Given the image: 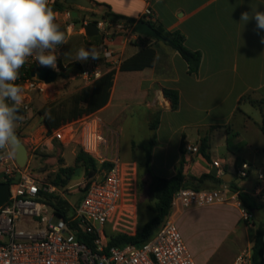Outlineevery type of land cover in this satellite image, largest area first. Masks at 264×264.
<instances>
[{
    "label": "crops",
    "instance_id": "obj_1",
    "mask_svg": "<svg viewBox=\"0 0 264 264\" xmlns=\"http://www.w3.org/2000/svg\"><path fill=\"white\" fill-rule=\"evenodd\" d=\"M55 1L67 2L53 0L52 3ZM90 1L94 5L91 12L100 16L97 21L104 20L102 16L107 11L139 19L149 7L153 15L151 22L168 32L180 31L185 36L186 47L202 54L198 73L190 74L186 61L164 41L150 40L146 38L147 36L137 33H120L116 34L111 42V47L116 52L117 63L112 65L101 59L103 74L111 70H115L116 74L107 105L94 113L100 115L110 111L114 115L116 127L121 130L120 138H127L130 141L131 153L132 142L138 137H142L148 147L154 139L149 162L152 175L171 179L176 176L177 168L182 161L187 176L201 177L212 174L215 168L211 161L203 155H196V152H189L188 147H199L205 137L209 138L211 146L212 135L209 133L214 127H226L229 133L228 141L233 137L236 144L246 143L252 147L237 130L234 120L243 102L251 104L252 96L258 99L264 96V43H261L264 30L257 29L254 18L242 24L241 14L243 12L251 14L252 6L264 12V0ZM72 11H77L89 22L96 21L88 15L81 14L79 9L70 10ZM56 13V22L64 27L67 21L65 12ZM102 13L104 14L101 15ZM66 37V42L74 40L75 45L95 47L102 52V44L97 43L100 37H87L83 29L68 30ZM87 42L91 45L87 46ZM147 44L157 53L154 66L142 71H120L122 62L137 54ZM79 48L70 54L64 52L63 47L59 49L58 62L69 77L78 75L91 60L90 58L85 62L86 66L80 61H75ZM75 67L78 71L74 70ZM164 89L176 90L179 93L180 104L177 110L172 109L170 100L164 95ZM154 117L157 118L155 129L152 128ZM53 147L47 150L50 151ZM263 150L264 145L257 148L256 153L263 154ZM215 160L219 159H213ZM243 162L249 163L253 169L252 174L255 173L257 176V182L253 185L246 183L250 176L239 179L237 185L246 198L243 204L247 209L248 206L251 208L259 206L260 209L254 210V214H257L255 221L264 223V179L259 178L261 173L264 175V159L261 163L241 160L240 164ZM226 174L230 173L225 170L224 175ZM0 177L1 183L4 178L1 173ZM216 177L222 179V176ZM222 185L207 184L206 189H216ZM216 207L233 208L237 212L236 219L233 223L224 221L223 232L219 236L217 246L208 255L202 254L203 257L198 258L187 238L186 225L197 219L194 214L197 211L213 210ZM176 220L196 264H231L246 245L251 248L255 234L253 221L249 225H244L239 209L231 205L198 207L185 212L178 210Z\"/></svg>",
    "mask_w": 264,
    "mask_h": 264
},
{
    "label": "built area",
    "instance_id": "obj_2",
    "mask_svg": "<svg viewBox=\"0 0 264 264\" xmlns=\"http://www.w3.org/2000/svg\"><path fill=\"white\" fill-rule=\"evenodd\" d=\"M52 2L49 0V5ZM152 16V10L148 7L139 20L148 22ZM65 17L66 31L75 29L71 12H65ZM84 23L88 24L89 21L84 19ZM96 23L98 37L102 40L101 58L91 59L80 72L90 84L98 79L97 71L99 78L103 75L102 58L112 65L117 63L116 52L111 47L113 37L120 33H135V25L130 27L124 21L104 19ZM105 52L109 53L107 58ZM36 67L42 66L29 58L19 70L16 83L24 89L21 106L24 111L28 110L29 93H43L47 85L37 77L29 76ZM54 71L60 76L64 73V67L57 61ZM120 136L121 130L110 128L97 113L67 121L48 133L44 143L47 149L53 147L54 142L63 146L76 145L99 167L98 171H94L95 176L88 177L83 185L81 201L77 204L67 202L65 205L67 217L58 216L45 199L46 195H54L57 191L54 185L46 183L39 173L30 171L28 166L21 168L15 158L0 152V173L10 185V196L0 207V264H196L177 224L178 210L185 212L198 207L231 205L239 209L243 221H253L254 213L244 206L240 192L226 183L222 188L199 191L182 188L173 196L169 218L147 242L110 248L111 237L137 232L114 231L113 215L117 212L123 191ZM198 150L199 147H188L191 153ZM105 164L110 166L101 169ZM212 166L217 169L218 176L224 175L225 170L219 160L213 161ZM236 172L240 179H246L253 169L249 163L243 162ZM259 178L264 179V175L261 173ZM78 234L93 236L95 248L82 242ZM231 264H253L251 248L243 251ZM261 264H264V247Z\"/></svg>",
    "mask_w": 264,
    "mask_h": 264
},
{
    "label": "rangeland",
    "instance_id": "obj_3",
    "mask_svg": "<svg viewBox=\"0 0 264 264\" xmlns=\"http://www.w3.org/2000/svg\"><path fill=\"white\" fill-rule=\"evenodd\" d=\"M71 6L75 10L79 9L81 14L88 15L96 21L100 19V16L92 13L90 9L76 5ZM98 9L103 10V8ZM83 32L85 33L84 30ZM97 43L102 44L101 38L97 40ZM86 45L90 46L91 44L87 42ZM79 46L82 47V45H75L74 40H71L61 47L64 48V52L70 54ZM81 64L86 66L85 62H81ZM75 69L77 70V67ZM80 72L72 77H69L67 73H63L55 83L45 85V92L29 93L28 110L25 111L24 117L18 122L16 130L21 140L26 144L30 154L27 164L29 170L40 171L41 178L46 183L52 184L57 188V191L54 192V196L57 199H54V201L61 200L65 205H67V202L77 204L81 201L83 195L82 187L87 182L88 176L82 162H76L77 154L80 151L76 145L63 146L58 142H54V147L50 151L44 146L48 137V130L44 125L40 111L44 107H55L60 104L66 105V107L69 106L72 96L90 84L81 76ZM262 97L258 99V97L254 98L252 96L254 100L250 97V100L255 101L256 105L246 101L243 102L234 120L237 130L252 147L247 146L246 143L236 144L232 136V140L228 141L229 133L226 127H214L209 133L210 136L212 135L211 146L208 151L210 159L205 158L211 161V164L213 159L218 158L224 170L234 176V185L236 186H238L237 183L240 179L236 168L239 167L241 160L248 162L259 161L261 163L264 159V150L263 154L256 153V149L264 145V104L262 103L264 96ZM100 117L110 128H117L114 115L110 111L100 114ZM156 120L157 118L154 117L152 128ZM235 122L233 123L235 124ZM120 145L123 163V191L117 212L113 215L114 231L117 233L138 231L146 222L153 218V209L157 203L149 188L151 170L146 163L148 145L143 142L142 137H138L136 141L132 142V153L129 148L130 141L127 138L121 137ZM196 155H203L200 149L196 152ZM70 167L75 169L72 178L67 180L66 184L56 185L54 181L60 170ZM0 180H2L1 177ZM3 182H6V178H3ZM256 182L257 176L255 173L251 174L246 181L247 184L251 185ZM224 184L219 188H222ZM226 184L230 187L229 183ZM194 214L197 219L186 225V235L191 242L193 253L198 258H201L214 250L219 236L222 235L224 221L233 223L237 212L230 207H216L213 210H199ZM250 223L248 222L246 225ZM247 249L248 246L246 245L243 251ZM202 254L204 255L202 256Z\"/></svg>",
    "mask_w": 264,
    "mask_h": 264
},
{
    "label": "trees",
    "instance_id": "obj_4",
    "mask_svg": "<svg viewBox=\"0 0 264 264\" xmlns=\"http://www.w3.org/2000/svg\"><path fill=\"white\" fill-rule=\"evenodd\" d=\"M55 12H65L74 9L67 2L55 1L49 5ZM103 19L108 21H124L130 27L134 26L139 19H133L116 15L110 12H105L102 16ZM148 23L157 31V33L164 39V42L176 50L181 57L188 64V72L190 74L198 73L200 68L202 54L198 51H192L185 45V36L180 31L168 32L162 27L157 26L155 23L148 21ZM150 40L159 41L151 37H146ZM157 57L156 50L149 44L143 46V48L134 56L124 60L120 66V71L131 72V71H142L147 68H152L155 64ZM115 70H111L103 74L100 78L94 80L88 86L83 87L78 93L74 94L70 100V105H58L55 107H44L40 114L43 116L44 125L46 126L48 133H52L55 129L60 127L63 123L77 119L85 114H91L99 111L105 107L110 99L111 90L114 85ZM31 77V74L29 73ZM164 95L171 102L172 109L177 110L180 104L179 93L176 90L164 89ZM264 104V100L262 101ZM252 105H256L255 101H251ZM263 110V109H262ZM25 114L24 109L20 108L19 115L23 117ZM156 125L153 126V129ZM228 132V130H227ZM154 145V139L151 140L150 145L146 151V163L149 166L151 159V151ZM200 152L204 157L210 159L208 151L210 149L209 138L205 137L200 143ZM76 162H82V165L86 171V175L89 176L91 172L98 171L99 167L97 163L83 153L81 150L77 154ZM110 165L105 164L101 167L108 168ZM75 172L74 168H62L58 174L54 183L56 185L66 184L67 180L71 179ZM151 173V172H150ZM149 188L154 195L157 203L153 209L154 216L148 222L144 224L135 234H117L110 238L109 247H123L125 245H142L147 242L163 225V223L169 218L172 210V199L175 193L182 188H191L194 190H204L207 184L218 185L224 184L222 179H218L212 174L202 175L201 177L187 176L184 173L183 161L177 168V174L171 179H164L150 174ZM3 183V182H1ZM230 188L240 192V198L245 203V195L239 186L234 185V181L229 183ZM45 199L47 203L54 208L58 216H68V210L65 208V204L61 200L54 201L57 199L53 194L46 195ZM260 209V207L251 208L248 206V210L254 211ZM252 224L255 226V234L252 240L251 251L253 264H261L263 247H264V223L262 221L256 222L255 218L257 214H253ZM245 224L248 222L242 221ZM78 238L90 246L95 248L93 245L94 237L91 235L78 234Z\"/></svg>",
    "mask_w": 264,
    "mask_h": 264
},
{
    "label": "clouds",
    "instance_id": "obj_5",
    "mask_svg": "<svg viewBox=\"0 0 264 264\" xmlns=\"http://www.w3.org/2000/svg\"><path fill=\"white\" fill-rule=\"evenodd\" d=\"M253 18L257 29L264 30V12L253 6L251 14H241V23ZM56 20L57 13L49 6V0H0V152L9 158H16L23 148L16 131L24 100V89L16 83L19 70L29 58L42 67L57 69L59 49L67 37ZM104 56L107 58L109 53ZM90 58L100 59V51L82 46L75 61L86 62Z\"/></svg>",
    "mask_w": 264,
    "mask_h": 264
},
{
    "label": "water",
    "instance_id": "obj_6",
    "mask_svg": "<svg viewBox=\"0 0 264 264\" xmlns=\"http://www.w3.org/2000/svg\"><path fill=\"white\" fill-rule=\"evenodd\" d=\"M67 4L76 5L78 7H82V8L90 9V10L93 9V7H94L93 3L90 0H67ZM71 17L75 21L76 28L77 29H84L85 35L87 37L93 38V37L99 36V31L97 28L96 21H91L88 24H85L84 18H82L77 11H72ZM61 29L66 32V36H67L66 28L61 26ZM134 32L139 34V35H143V36L151 37V38H154V39H157L160 41H164V39L157 33V31L148 22H146L144 20H139L135 24ZM31 75L33 77H37L39 80H41L47 84L53 83L58 79V74L49 67L33 68L31 70ZM22 143H23V148L20 150L18 156L15 159H16L17 164L21 168H25L28 164V161H29V151H28V149H27V147L23 141H22ZM33 172L40 173V171H38V170H35ZM212 174L215 177L218 175V172L216 171V169H214L212 171ZM94 176H95V173L91 172L88 177L92 178ZM222 180L224 181V183H230L234 180V176L231 174H226V175L222 176ZM9 196H10V185H9V183H6V182L0 183V207L7 202ZM253 213H254V211H253Z\"/></svg>",
    "mask_w": 264,
    "mask_h": 264
}]
</instances>
